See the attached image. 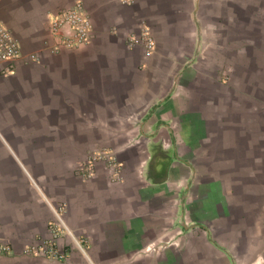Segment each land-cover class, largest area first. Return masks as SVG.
<instances>
[{"label": "crops", "instance_id": "crops-1", "mask_svg": "<svg viewBox=\"0 0 264 264\" xmlns=\"http://www.w3.org/2000/svg\"><path fill=\"white\" fill-rule=\"evenodd\" d=\"M77 1L92 38L53 52ZM0 21L21 46L0 73V264H264V0H0ZM143 27L152 54L127 43ZM98 151L118 179L82 175ZM61 205L86 256L62 233L66 260L26 255Z\"/></svg>", "mask_w": 264, "mask_h": 264}, {"label": "built area", "instance_id": "built-area-1", "mask_svg": "<svg viewBox=\"0 0 264 264\" xmlns=\"http://www.w3.org/2000/svg\"><path fill=\"white\" fill-rule=\"evenodd\" d=\"M51 33L55 38V44L51 50L58 52L61 47L75 48L88 43L92 38L93 27L88 14L81 2L77 1L73 6L61 10L51 24ZM130 48L141 46L147 54L156 50V42L147 27H143L137 34H130L127 38ZM21 57V46L14 33L0 21V73L3 76L11 75L15 69V62ZM29 60L37 62L35 55L28 56ZM100 160H107L113 169V179H118L121 173V164L116 161L111 151H98L91 154L86 161L82 172L84 177H91L95 172V165ZM57 222L51 225L54 237L40 243H34L25 247V254L42 256L51 261H64L68 257L67 250L58 248L55 237L67 234L72 237L76 247L86 256L87 240L75 238L62 217L65 211L63 205L52 207ZM2 251L10 253V247L2 246Z\"/></svg>", "mask_w": 264, "mask_h": 264}]
</instances>
